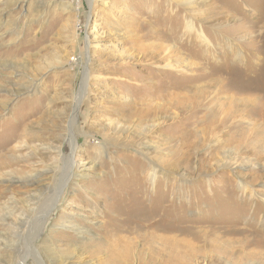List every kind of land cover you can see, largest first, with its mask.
I'll return each instance as SVG.
<instances>
[{"label":"rangeland","instance_id":"1","mask_svg":"<svg viewBox=\"0 0 264 264\" xmlns=\"http://www.w3.org/2000/svg\"><path fill=\"white\" fill-rule=\"evenodd\" d=\"M188 2L0 0V264H264V0Z\"/></svg>","mask_w":264,"mask_h":264},{"label":"bare ground","instance_id":"2","mask_svg":"<svg viewBox=\"0 0 264 264\" xmlns=\"http://www.w3.org/2000/svg\"><path fill=\"white\" fill-rule=\"evenodd\" d=\"M108 0H88L89 4L92 5V7H94L98 2L100 4H102V6H105V3ZM188 5L193 4L192 0H190V2L187 3ZM98 5V4H97ZM188 30L191 31L193 30V23H188ZM200 37L204 38L203 34H200ZM89 45L91 47V45H93L92 41H87V47L89 48ZM89 61H91V59H89ZM92 62V61H91ZM89 70L93 71V67L91 64H89ZM90 74V73H89ZM86 85L84 84V88ZM264 88V85H262ZM259 87V86H258ZM258 89V88H257ZM254 91V90H253ZM252 91V92H253ZM264 91V90H263ZM260 93V92H259ZM257 94V93H256ZM258 95V94H257ZM262 96V95H261ZM214 100V99H213ZM264 100V99H263ZM77 101V100H76ZM236 102V101H235ZM234 102V103H235ZM258 105L255 101L254 98H245V99H241L239 100V102L237 101L234 105H232L233 107H230V109L224 113V110H221V115H223L222 118V123H226L229 121H233V126L236 129V132L234 131L233 135H232V139L229 142H235L234 144H237L238 147H245V145L247 146V149L250 150H257L260 149L262 151L261 154L264 153V122H261L260 119H264V103L261 101H258ZM77 104V103H76ZM224 106V104H223ZM259 106V107H258ZM227 107V106H226ZM224 109V108H223ZM220 110V109H219ZM227 110V109H226ZM220 114V113H219ZM212 117V116H211ZM251 118V119H250ZM234 119V120H233ZM213 122V121H212ZM241 122H245L248 125V128L245 127H240V123ZM215 123V122H214ZM219 123V122H218ZM230 123V122H229ZM237 123V124H236ZM236 124V125H235ZM220 125V124H219ZM215 129V128H214ZM212 129L211 132L214 130ZM210 132V133H211ZM235 147V146H234ZM228 152V151H227ZM232 152V151H231ZM239 153V151H238ZM250 153V152H249ZM263 160V159H262ZM235 164V163H234ZM232 165H226V167H231ZM73 165L71 166V169H69V171L67 172L65 179H64V183L68 185L69 182H71L72 180H74L76 177H78V175L76 174V170L73 169ZM225 167V168H226ZM235 167V166H234ZM236 167L238 168L239 165L236 164ZM249 175V174H248ZM82 180H86L87 178H89L90 176L88 175V173L86 172L85 174L79 175ZM243 183V181H242ZM244 186V185H243ZM54 195V194H53ZM57 195V194H56ZM52 197V196H51ZM57 198V197H56ZM51 200V199H50ZM50 204V203H49ZM53 208L55 207V204H51L49 206V208ZM48 210L46 211H49ZM50 208V209H51ZM45 211V212H46ZM43 213V212H42ZM47 213V212H46ZM44 214V213H43ZM44 218H42L43 220ZM36 231V230H35ZM29 234V233H28ZM39 237V236H38ZM36 246V245H35ZM183 249L187 250V255H185V258H176L177 255L176 254V250L179 248L177 246H172L170 247V249H159L157 251L154 252V255H159L160 257H162V259L165 262H168V264H190V260L193 261L192 255L194 254V252H190L189 247L190 245L187 243H184L182 245ZM169 251L168 254H166V252ZM127 253L126 255L128 256L129 251L128 249H126ZM185 253V252H183ZM166 254V255H165ZM254 253L251 254H247V256H245L246 260H249V258L253 257ZM181 255V254H180ZM195 255V254H194ZM35 256V255H34ZM167 256V259H165L164 257ZM184 257V256H182ZM191 257V258H190ZM255 257V256H254ZM258 258V257H257ZM185 259V262H184ZM253 260V259H252ZM261 260V259H260ZM248 264H252V261H249Z\"/></svg>","mask_w":264,"mask_h":264}]
</instances>
